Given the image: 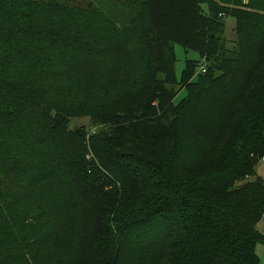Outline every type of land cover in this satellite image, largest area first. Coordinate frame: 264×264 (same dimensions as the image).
I'll list each match as a JSON object with an SVG mask.
<instances>
[{
  "label": "trees",
  "instance_id": "1",
  "mask_svg": "<svg viewBox=\"0 0 264 264\" xmlns=\"http://www.w3.org/2000/svg\"><path fill=\"white\" fill-rule=\"evenodd\" d=\"M263 158L264 0H0V264H260Z\"/></svg>",
  "mask_w": 264,
  "mask_h": 264
},
{
  "label": "rangeland",
  "instance_id": "2",
  "mask_svg": "<svg viewBox=\"0 0 264 264\" xmlns=\"http://www.w3.org/2000/svg\"><path fill=\"white\" fill-rule=\"evenodd\" d=\"M233 26V21L228 19L225 23L227 33L230 32L231 27ZM175 75L177 80L180 82L182 79V73L185 69L187 62H201L199 55L193 52L185 53L183 48L180 46H175ZM202 64H197L194 69V75L191 80L196 81L198 76L201 74ZM186 96L185 90H181L174 99V103L178 104L184 97ZM79 126H88L87 120H75L70 123L71 128L79 127ZM258 174L260 177L264 178V162L260 163L258 167ZM258 254L260 256L261 262L264 264V249L258 248Z\"/></svg>",
  "mask_w": 264,
  "mask_h": 264
},
{
  "label": "crops",
  "instance_id": "3",
  "mask_svg": "<svg viewBox=\"0 0 264 264\" xmlns=\"http://www.w3.org/2000/svg\"><path fill=\"white\" fill-rule=\"evenodd\" d=\"M258 231H259V233L262 235V236H264V214L262 215V217H261V219H260V221H259V223H258ZM258 248H263L264 249V246H257V248H256V252H257V255H258V257H259V260H260V256H259V254H258ZM260 264H263L262 262H261V260H260Z\"/></svg>",
  "mask_w": 264,
  "mask_h": 264
},
{
  "label": "built area",
  "instance_id": "4",
  "mask_svg": "<svg viewBox=\"0 0 264 264\" xmlns=\"http://www.w3.org/2000/svg\"><path fill=\"white\" fill-rule=\"evenodd\" d=\"M205 71H206V69H205V66L203 65V66L201 67V74H204ZM262 162H264V158L262 159Z\"/></svg>",
  "mask_w": 264,
  "mask_h": 264
}]
</instances>
